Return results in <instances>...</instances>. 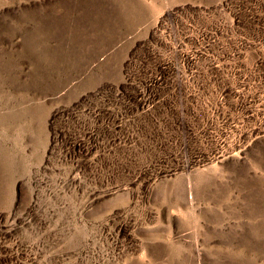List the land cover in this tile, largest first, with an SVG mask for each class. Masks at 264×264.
I'll list each match as a JSON object with an SVG mask.
<instances>
[{
  "label": "rangeland",
  "instance_id": "1",
  "mask_svg": "<svg viewBox=\"0 0 264 264\" xmlns=\"http://www.w3.org/2000/svg\"><path fill=\"white\" fill-rule=\"evenodd\" d=\"M0 264H264V0H0Z\"/></svg>",
  "mask_w": 264,
  "mask_h": 264
}]
</instances>
